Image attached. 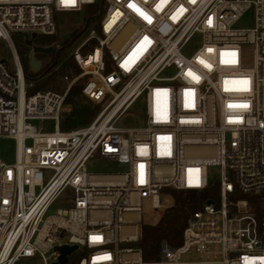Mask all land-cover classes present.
Returning <instances> with one entry per match:
<instances>
[{
  "label": "built area",
  "instance_id": "obj_1",
  "mask_svg": "<svg viewBox=\"0 0 264 264\" xmlns=\"http://www.w3.org/2000/svg\"><path fill=\"white\" fill-rule=\"evenodd\" d=\"M85 11L86 35L65 58L77 72L57 78L60 90L30 92L12 36L35 34L32 46L55 53L76 30L61 31L55 15ZM248 12L252 26L234 29ZM0 40L11 52L0 59V139L14 143L13 161L0 160V264H59L63 245L76 246L65 264L73 254L76 264H264V0H0ZM74 86L97 110L61 130ZM133 109L141 125L119 126ZM90 160L125 170L91 173ZM168 190L205 199L180 245L162 241L144 261L130 246L142 237L141 202L162 215Z\"/></svg>",
  "mask_w": 264,
  "mask_h": 264
},
{
  "label": "trees",
  "instance_id": "obj_2",
  "mask_svg": "<svg viewBox=\"0 0 264 264\" xmlns=\"http://www.w3.org/2000/svg\"><path fill=\"white\" fill-rule=\"evenodd\" d=\"M90 23L91 22H89V25ZM80 32V29L75 30L73 36H78ZM12 41L20 58L25 80L29 83L32 80H35L33 81V88L30 89V92L46 90L49 88L58 90L59 87L56 85L58 83L57 78L63 75L68 67H71L75 73L77 72L71 59L65 61V57L62 59L61 62H63V64L57 72L49 73L46 76L45 74L50 68L47 66L39 72L32 73L29 66V50L25 46L23 39L18 35H13ZM53 41V38L37 37L34 40V43L38 46H50ZM66 47L67 44H64L60 50L56 52L58 58H62L61 52ZM57 63L58 61L53 65H56ZM53 67L54 66L51 68ZM82 101H84V104ZM65 103L70 105L71 109L65 115L64 120L60 123L61 130H70L82 125H87L92 120L97 110L96 107H92L89 102L85 101L80 96L78 86L71 88ZM168 192H170L173 197L172 205L162 213L155 226L142 227V237L139 242L135 244L140 247L144 261H151L157 258L159 244L162 241H166L174 247L180 245L182 230L185 227L187 220L190 215L200 207L202 201L205 199V192L175 190H168ZM78 258V254H73L70 257L68 264H76Z\"/></svg>",
  "mask_w": 264,
  "mask_h": 264
},
{
  "label": "rangeland",
  "instance_id": "obj_3",
  "mask_svg": "<svg viewBox=\"0 0 264 264\" xmlns=\"http://www.w3.org/2000/svg\"><path fill=\"white\" fill-rule=\"evenodd\" d=\"M88 18V13L87 11L82 12V13H73V14H56L55 15V22L56 25L61 28V31H66L67 28L72 29L74 31L75 29L80 27L84 19ZM101 16L97 19L99 21ZM94 25V22H91L89 25V28H92ZM252 26V16L251 13L248 12L244 14L238 22L233 26L234 29H239V30H246L249 29ZM66 28V29H63ZM84 34H80L78 37H73V43L66 48L63 49L61 52V57L58 58L56 56V52L51 54V55H44V54H38L36 56L37 60H40L43 68L45 67H50L47 73L45 74L46 76L50 73H52V70L55 66H57L63 58L68 57L69 54L73 51V49L82 41V39L85 37ZM19 36V35H18ZM29 54V53H28ZM0 59L4 60H11V52L8 47V45L0 40ZM58 63L56 65H53L55 62ZM253 62H254V56H253V47L251 45H244L242 47V64L246 68H252L253 67ZM54 66L53 68H51ZM40 70V71H41ZM32 73H36L34 71H31ZM39 72V71H38ZM42 75V76H45ZM41 76V77H42ZM32 80L31 82L34 83ZM28 84L29 82L26 81ZM58 84V83H57ZM56 84V85H57ZM58 90L61 89V84L57 85ZM84 104V101H82ZM93 107V106H92ZM136 110H131L128 115L123 116L120 121H119V126L121 127H134V126H139L141 125V119L139 116L137 118V112ZM67 114V113H66ZM65 114V115H66ZM35 125L37 128H41L44 131H51L52 130V122L50 121H35L32 123ZM14 157V143L10 140H4L0 139V160L4 162H12ZM87 167L91 173H108V172H119V171H124L125 169L121 166H118L115 163L111 162H105V161H96V160H90L87 164ZM68 191H66L64 194L66 195ZM72 197H69V200L65 203L62 202H56L52 208L47 212V215L54 214L56 209L58 208H67L70 205ZM172 200H170V204L172 205ZM161 215V211H153L151 208V204L149 200H142L141 202V214H140V219L142 222L143 226H155L157 222L159 221ZM139 233V231H138ZM130 246H136V245H130ZM19 264H41V262H29V261H23Z\"/></svg>",
  "mask_w": 264,
  "mask_h": 264
},
{
  "label": "water",
  "instance_id": "obj_4",
  "mask_svg": "<svg viewBox=\"0 0 264 264\" xmlns=\"http://www.w3.org/2000/svg\"><path fill=\"white\" fill-rule=\"evenodd\" d=\"M70 34L71 33L62 34L60 36L61 40L65 41L70 36ZM34 38H35V34H32L30 39L27 38L26 34H23L25 46L30 47L32 49V52L30 53V60H29L30 69L34 72H37L40 68V64L39 62L34 60V54L51 55L53 53V48L51 47L42 48V47L32 46V39ZM207 203H210V201H208ZM75 249H76V246L63 245V246L57 247L56 250L59 253L58 263L65 264L67 260V256L70 255Z\"/></svg>",
  "mask_w": 264,
  "mask_h": 264
},
{
  "label": "snow or ice",
  "instance_id": "obj_5",
  "mask_svg": "<svg viewBox=\"0 0 264 264\" xmlns=\"http://www.w3.org/2000/svg\"><path fill=\"white\" fill-rule=\"evenodd\" d=\"M61 2L62 3H66V2H68V3H71V4H73L74 5V3H75V0H61ZM130 7H133L134 9H135V6L134 5H129ZM135 10H137V11H139L138 9H135ZM141 15H143V13H141ZM145 18L146 19H149V22H150V18H148V17H146L145 16ZM245 84L247 83L246 81L244 82ZM246 106V105H245ZM143 166H141V168H142ZM144 182V180H143V173L141 172V174H140V183H143ZM93 239H98V237H93Z\"/></svg>",
  "mask_w": 264,
  "mask_h": 264
}]
</instances>
